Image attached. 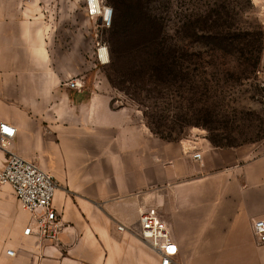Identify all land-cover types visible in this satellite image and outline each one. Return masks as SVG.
<instances>
[{
	"label": "crops",
	"instance_id": "0c3cea01",
	"mask_svg": "<svg viewBox=\"0 0 264 264\" xmlns=\"http://www.w3.org/2000/svg\"><path fill=\"white\" fill-rule=\"evenodd\" d=\"M251 2L264 23V0ZM42 8L0 0V121L16 129L9 151L54 177L63 229L47 243L23 235L30 215L0 184V264H159L140 236L148 207L178 245L175 264H264L252 230L264 218V140L161 139L114 102L93 57L95 30L65 27ZM5 160L0 148V168Z\"/></svg>",
	"mask_w": 264,
	"mask_h": 264
},
{
	"label": "rangeland",
	"instance_id": "374dc122",
	"mask_svg": "<svg viewBox=\"0 0 264 264\" xmlns=\"http://www.w3.org/2000/svg\"><path fill=\"white\" fill-rule=\"evenodd\" d=\"M37 1L42 13H57L58 24L95 30L93 57L114 102L133 108L161 139L201 133L215 146L264 140V23L251 0H124L127 13L139 4L147 19L140 13L135 24L126 14L117 34L87 19L85 0ZM213 3L233 7L218 23L233 24L240 38L235 43L217 46L207 39L212 21L206 10ZM152 30L159 45L148 44ZM101 46L108 52L105 64L97 57Z\"/></svg>",
	"mask_w": 264,
	"mask_h": 264
},
{
	"label": "built area",
	"instance_id": "2783aa9c",
	"mask_svg": "<svg viewBox=\"0 0 264 264\" xmlns=\"http://www.w3.org/2000/svg\"><path fill=\"white\" fill-rule=\"evenodd\" d=\"M29 1V0H24ZM85 13L96 18L103 28L111 26L113 9L103 0H85ZM100 64L108 62L106 47L97 48ZM67 85L71 88L81 86L75 79ZM15 127L0 121V148L6 152L5 164L0 168V184H9L16 200L24 211L29 213L30 221L23 229V235L36 236L40 243L55 241L63 229L60 215L52 205L57 183L52 175L40 169L34 163L9 151L8 147L15 136ZM192 157L200 160L201 153L195 150ZM140 236L145 243L158 255L159 264H175L173 257L177 254L178 245L174 241L169 226L154 207H148L140 213ZM119 230L122 227H118ZM252 230L257 243L264 245V218L252 222ZM13 255V249H7Z\"/></svg>",
	"mask_w": 264,
	"mask_h": 264
},
{
	"label": "trees",
	"instance_id": "16d2710c",
	"mask_svg": "<svg viewBox=\"0 0 264 264\" xmlns=\"http://www.w3.org/2000/svg\"><path fill=\"white\" fill-rule=\"evenodd\" d=\"M109 4H111L113 7V18H112V23L111 26L108 27L110 28L111 32L117 34L119 32V30L122 28L123 26V21L124 18L126 16V14L132 15L134 16L135 21L134 23L136 24V21H138L139 19H141L140 17V13L141 15L143 14L144 18L147 19L146 14L143 12V7L139 6V4H137L135 6V12L134 13H127L129 12V10L127 9L126 5H124V0H108ZM230 5V2H229ZM228 4H215L213 3L212 6H209L208 9L206 10L207 14V20L211 22L212 25H209L207 27V31L205 32V34L207 35V39L211 42H215V44L217 45V43H220L221 41H225V42H229L231 44V42H236L237 40H239V36H237V32H236V28L233 27V24H226V25H219V18L221 16L220 13H233V7L229 6ZM140 17V18H138ZM138 18V19H137ZM149 23V21H148ZM152 25V24H151ZM154 27V26H153ZM222 28V30H221ZM153 34L150 36V38L148 39V44L149 45H159L160 42L162 41L161 39H159V35L152 30ZM223 33H225L223 35ZM218 46V45H217ZM159 47V46H158ZM157 51V50H156ZM160 52V50H159ZM161 53V52H160ZM156 56V57H155ZM155 56L153 55L152 58H157L158 56V52L155 54ZM152 129V128H151Z\"/></svg>",
	"mask_w": 264,
	"mask_h": 264
}]
</instances>
